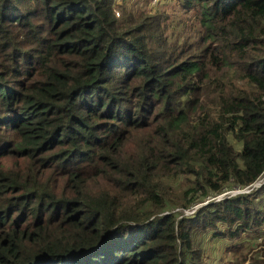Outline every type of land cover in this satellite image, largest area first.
<instances>
[{"label":"trees","instance_id":"obj_1","mask_svg":"<svg viewBox=\"0 0 264 264\" xmlns=\"http://www.w3.org/2000/svg\"><path fill=\"white\" fill-rule=\"evenodd\" d=\"M164 1L0 0V264H194L264 229V183L210 201L264 176V0Z\"/></svg>","mask_w":264,"mask_h":264},{"label":"rangeland","instance_id":"obj_2","mask_svg":"<svg viewBox=\"0 0 264 264\" xmlns=\"http://www.w3.org/2000/svg\"><path fill=\"white\" fill-rule=\"evenodd\" d=\"M127 6L131 10H141L148 15H155L162 11L168 16V24H172L174 16L182 17V11L174 10L176 4L164 0H129ZM122 0H118V5H121ZM119 11V10H118ZM174 27V26H173ZM3 159L0 158V163ZM11 167L14 161H6ZM260 182V186L255 187ZM254 186L248 190H235L230 192L232 197L248 195L256 192L264 183V176ZM241 191V192H240ZM240 192L238 194H235ZM226 196V195H225ZM224 195L222 196L225 197ZM229 196V195H227ZM211 202L217 201L220 197L210 198ZM208 202L192 209L186 213V216L195 214L199 208L206 205ZM195 249L198 256L193 261L194 264H261L264 255V229L260 233H252L250 235L242 236L237 240L231 241L228 238L214 237L212 232L206 234H199L196 236Z\"/></svg>","mask_w":264,"mask_h":264},{"label":"built area","instance_id":"obj_3","mask_svg":"<svg viewBox=\"0 0 264 264\" xmlns=\"http://www.w3.org/2000/svg\"><path fill=\"white\" fill-rule=\"evenodd\" d=\"M260 185H261V184H260ZM260 185H259V186H260ZM246 190H248V189H246ZM234 191H235V190H234ZM231 192H232V191H231ZM240 192H241V191H240ZM240 192H237V193H235V194H238V193H240ZM223 195H224V196L226 195L225 197H228L227 195L230 196V195H233V194H231L230 192L224 193V194L218 196V197H220V199H219L218 201H221L222 199L225 198V197L222 198Z\"/></svg>","mask_w":264,"mask_h":264}]
</instances>
